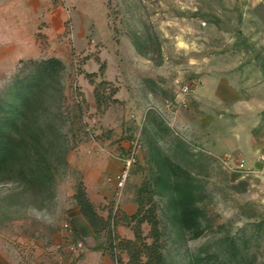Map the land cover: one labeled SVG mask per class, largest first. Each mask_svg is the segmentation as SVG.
<instances>
[{
	"label": "rangeland",
	"instance_id": "1",
	"mask_svg": "<svg viewBox=\"0 0 264 264\" xmlns=\"http://www.w3.org/2000/svg\"><path fill=\"white\" fill-rule=\"evenodd\" d=\"M53 58L38 123L50 189L0 175V264H79L95 250L132 264L135 226L143 261L264 264V0H0V99ZM137 138L118 188L108 162ZM183 183L203 212L198 235L173 206ZM81 191L104 231L80 215Z\"/></svg>",
	"mask_w": 264,
	"mask_h": 264
},
{
	"label": "trees",
	"instance_id": "2",
	"mask_svg": "<svg viewBox=\"0 0 264 264\" xmlns=\"http://www.w3.org/2000/svg\"><path fill=\"white\" fill-rule=\"evenodd\" d=\"M61 62L55 58L41 63L40 69L29 74L14 85V91L7 100L0 99V175L4 179H16L25 187L49 190L52 181L50 159L46 154L43 131L38 123L41 107L47 102L54 84L58 83ZM173 206L183 228L199 234L202 209L196 192L190 183L175 187ZM80 213L88 221L95 233L109 226V220L100 215L94 204L81 191L76 197ZM143 202L135 214L142 212ZM145 216L139 220L142 224ZM135 239L125 240L124 248L130 251L132 264H156L154 255L143 261L141 254L149 248L144 241L140 226L134 227ZM137 241H140V245ZM133 248L131 251L130 249ZM150 255V254H149Z\"/></svg>",
	"mask_w": 264,
	"mask_h": 264
},
{
	"label": "built area",
	"instance_id": "3",
	"mask_svg": "<svg viewBox=\"0 0 264 264\" xmlns=\"http://www.w3.org/2000/svg\"><path fill=\"white\" fill-rule=\"evenodd\" d=\"M186 92L192 91L187 85L184 87ZM142 143L139 139H135L130 146L125 148V151L117 155L118 169L114 173L113 179L118 188H123L130 176L131 169L139 162ZM261 162L264 167V153L261 155ZM239 168H246L245 160L241 159L238 163ZM69 228V225L66 224ZM81 246V243H79ZM67 264H74L73 260H69Z\"/></svg>",
	"mask_w": 264,
	"mask_h": 264
},
{
	"label": "crops",
	"instance_id": "4",
	"mask_svg": "<svg viewBox=\"0 0 264 264\" xmlns=\"http://www.w3.org/2000/svg\"><path fill=\"white\" fill-rule=\"evenodd\" d=\"M108 167H109L110 171H117L118 164L116 162L112 163V162L109 161L108 162ZM124 209L127 212H129V213H133L136 210V207L133 204H130L128 207L125 206V204H124ZM68 211L69 210L67 209L66 212L68 213V215L71 216V214H69ZM80 215L82 216L81 213H80ZM87 223H88V221H87ZM90 227H91V225H90ZM91 230H92V233L95 234L94 229L92 227H91ZM92 233L88 232L87 235L88 236H92ZM79 264H116V263L113 260V258L111 257V255H108V254H106L105 252H103L101 250H95V251L86 252L82 256L81 260L79 261Z\"/></svg>",
	"mask_w": 264,
	"mask_h": 264
}]
</instances>
